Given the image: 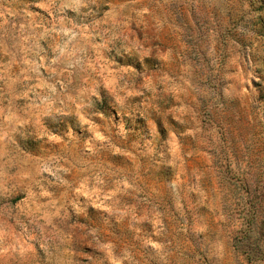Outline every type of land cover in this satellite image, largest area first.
<instances>
[{
    "label": "rangeland",
    "instance_id": "obj_1",
    "mask_svg": "<svg viewBox=\"0 0 264 264\" xmlns=\"http://www.w3.org/2000/svg\"><path fill=\"white\" fill-rule=\"evenodd\" d=\"M0 264H264V0H0Z\"/></svg>",
    "mask_w": 264,
    "mask_h": 264
},
{
    "label": "trees",
    "instance_id": "obj_2",
    "mask_svg": "<svg viewBox=\"0 0 264 264\" xmlns=\"http://www.w3.org/2000/svg\"><path fill=\"white\" fill-rule=\"evenodd\" d=\"M245 254H248V253H245Z\"/></svg>",
    "mask_w": 264,
    "mask_h": 264
}]
</instances>
